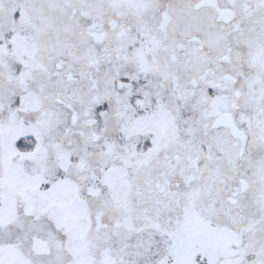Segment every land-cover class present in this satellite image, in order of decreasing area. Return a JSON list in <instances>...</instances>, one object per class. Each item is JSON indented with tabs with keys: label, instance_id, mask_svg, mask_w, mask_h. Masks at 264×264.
<instances>
[{
	"label": "snow or ice",
	"instance_id": "obj_1",
	"mask_svg": "<svg viewBox=\"0 0 264 264\" xmlns=\"http://www.w3.org/2000/svg\"><path fill=\"white\" fill-rule=\"evenodd\" d=\"M0 264H264V0H0Z\"/></svg>",
	"mask_w": 264,
	"mask_h": 264
}]
</instances>
